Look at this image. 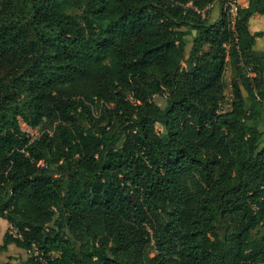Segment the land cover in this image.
Segmentation results:
<instances>
[{"label":"trees","instance_id":"16d2710c","mask_svg":"<svg viewBox=\"0 0 264 264\" xmlns=\"http://www.w3.org/2000/svg\"><path fill=\"white\" fill-rule=\"evenodd\" d=\"M227 1L0 0V252L28 253L13 264H264V0L233 24Z\"/></svg>","mask_w":264,"mask_h":264},{"label":"rangeland","instance_id":"374dc122","mask_svg":"<svg viewBox=\"0 0 264 264\" xmlns=\"http://www.w3.org/2000/svg\"><path fill=\"white\" fill-rule=\"evenodd\" d=\"M210 6V5H209ZM213 8L206 7L203 9L202 13L203 16L207 19L208 22H214L219 16V3L215 2L212 4ZM262 32H264V25L261 26ZM188 40H190V37H187ZM185 66L184 64L182 65ZM245 73V71H244ZM251 76H256L255 72H251ZM234 77V73L232 72L229 64L226 66V70L223 76V83L225 86V100L222 104L221 110L223 112H226L230 109L231 103L233 100V94H232V88H231V80ZM237 82L239 81V78L236 79ZM242 96L247 99L246 89L245 87L240 84L239 85ZM156 104H158L161 108L164 107L165 104V96L162 97H156L155 98ZM257 127L259 130L264 131V111H260V114L258 115L256 119ZM21 129L26 132V134L31 138H35L38 134V131L32 128H29L27 125L20 123ZM261 145H264V137L262 140ZM10 230V226L2 219H0V245L2 244V236L3 234ZM261 235L264 236V229H260L258 231ZM28 253L23 251L22 249L16 248L13 245L8 246L7 250L5 252H0V263H18L22 260H24L27 257Z\"/></svg>","mask_w":264,"mask_h":264},{"label":"crops","instance_id":"0c3cea01","mask_svg":"<svg viewBox=\"0 0 264 264\" xmlns=\"http://www.w3.org/2000/svg\"><path fill=\"white\" fill-rule=\"evenodd\" d=\"M237 1V6L245 8L248 6V0H236ZM211 8H213L212 5H210ZM208 6V7H210ZM220 9V5H219ZM264 25V15H254L250 20H249V31L250 33L256 34V33H261V37H256L255 38V44L252 47V51L254 53H264V32L261 30V26Z\"/></svg>","mask_w":264,"mask_h":264},{"label":"built area","instance_id":"2783aa9c","mask_svg":"<svg viewBox=\"0 0 264 264\" xmlns=\"http://www.w3.org/2000/svg\"><path fill=\"white\" fill-rule=\"evenodd\" d=\"M236 8H237V1L236 0H228L225 3L224 12L227 16L228 22H230L231 24L234 23V20L236 18ZM201 14L203 15L202 12H201ZM244 70H245L246 77L251 78L252 77L251 76V72H252L251 67H245Z\"/></svg>","mask_w":264,"mask_h":264}]
</instances>
